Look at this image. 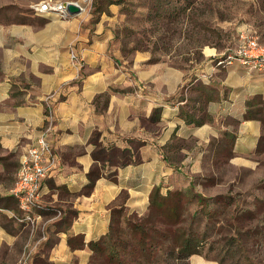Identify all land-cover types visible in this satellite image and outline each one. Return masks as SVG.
<instances>
[{
    "label": "crops",
    "instance_id": "crops-1",
    "mask_svg": "<svg viewBox=\"0 0 264 264\" xmlns=\"http://www.w3.org/2000/svg\"><path fill=\"white\" fill-rule=\"evenodd\" d=\"M95 15L0 21V264H91L88 243L106 235L114 209L141 216L154 189H185L218 143H228V163L264 148V69L217 65L219 52L191 66L129 61L110 45L111 17ZM50 93L60 168L43 180L31 223L13 189Z\"/></svg>",
    "mask_w": 264,
    "mask_h": 264
},
{
    "label": "rangeland",
    "instance_id": "rangeland-1",
    "mask_svg": "<svg viewBox=\"0 0 264 264\" xmlns=\"http://www.w3.org/2000/svg\"><path fill=\"white\" fill-rule=\"evenodd\" d=\"M46 1L0 0V21L35 22V7ZM95 1H84L80 10L92 13ZM97 2L96 12L111 17L110 45L129 61L146 56L149 61L169 59L178 66H191L205 56L235 50L240 33L264 43V0H116L113 9H108L109 0ZM186 2L189 7L184 10ZM218 145L219 156L213 163L205 160L192 179L191 191L145 216L146 226L152 227L146 236L133 227L140 218L118 216L112 239L118 242L123 264H188L176 251L171 254L183 233L198 237L200 255L209 259L264 264V148L258 146L256 153L228 163V143ZM153 234L155 246L144 245L143 239L152 240Z\"/></svg>",
    "mask_w": 264,
    "mask_h": 264
},
{
    "label": "built area",
    "instance_id": "built-area-1",
    "mask_svg": "<svg viewBox=\"0 0 264 264\" xmlns=\"http://www.w3.org/2000/svg\"><path fill=\"white\" fill-rule=\"evenodd\" d=\"M84 1L89 3L91 0ZM35 11L36 14L50 11L63 14L65 9L61 3L46 1L37 4ZM69 54L72 61L76 60V54L73 51L70 50ZM234 61H238L242 65H249V70L252 68L263 70L264 43H259L254 35L240 33L236 49L224 51L217 57L216 64L227 65ZM54 100V93H50L44 98L46 105L44 124L20 160L16 185L13 189V195L17 198L20 209L26 212L24 219L31 223L34 220L30 212L40 203V189L43 180L55 175L60 168V158L53 146L56 127Z\"/></svg>",
    "mask_w": 264,
    "mask_h": 264
},
{
    "label": "trees",
    "instance_id": "trees-1",
    "mask_svg": "<svg viewBox=\"0 0 264 264\" xmlns=\"http://www.w3.org/2000/svg\"><path fill=\"white\" fill-rule=\"evenodd\" d=\"M186 1H188V0H186ZM109 3L110 4L116 3V0H109L108 4ZM188 3L185 4L184 10L188 9V7H189ZM117 4H118V2H117ZM94 5H95V7L93 9V13L95 15V12L97 11L95 9H97V7L99 5L97 0L95 1ZM97 19H98L97 16H93L91 18V23H94ZM218 147H219V145H218ZM218 155H219V152H218ZM228 157H229V155H228ZM92 181H93V179H90V183H92ZM193 187H194V183L191 182L190 185L186 189L168 191L165 194L160 193L159 189H154L150 195L148 210L144 215H141V216H138L136 214H127V212L124 210L123 207H119V208L114 209L112 212V221H111L109 230L106 233V235L97 241H91L88 243V246L92 250L90 263L91 264H123V260L120 259V254H119V251L117 250L118 242L116 240L112 239L113 224L117 220L118 216H120V214L126 213L127 215H133L135 217L140 218L141 222L138 224H134L133 227L134 228H140V230L144 233V236H146V234L151 231L152 227L146 226V224H148V221L145 219V216H148V214L152 212L154 207L163 206L164 204L167 203V201L172 200L175 197L178 198L184 192L191 191L193 189ZM40 191H41V189H40ZM197 199L201 200V199H203V196L198 195ZM40 206H41L40 203H38L37 206L32 208V211L36 210V209H40ZM170 210L173 211V213L177 210L175 203H173L170 206ZM153 232L155 234L156 230H153ZM154 234L152 235V240L151 239L150 240L143 239L144 245L150 244L152 246H155V242L153 240L156 237ZM197 238L198 237L193 236V234L183 233L179 238L180 243L173 246V247H176V250H174L175 248H173L171 250V254H174V251H176L177 256L182 258V259H188L192 255H200L201 243H200V240H198ZM146 239H147V237H146ZM213 260H215V259H213ZM218 263L223 264V261L220 260ZM45 264H48V263L45 262ZM248 264H259V263L258 262H251Z\"/></svg>",
    "mask_w": 264,
    "mask_h": 264
},
{
    "label": "water",
    "instance_id": "water-1",
    "mask_svg": "<svg viewBox=\"0 0 264 264\" xmlns=\"http://www.w3.org/2000/svg\"><path fill=\"white\" fill-rule=\"evenodd\" d=\"M61 5L69 14H75L80 12V8L77 4H75V2L64 1L61 3Z\"/></svg>",
    "mask_w": 264,
    "mask_h": 264
}]
</instances>
